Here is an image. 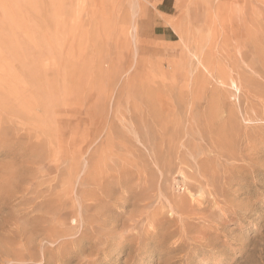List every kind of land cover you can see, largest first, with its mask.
Masks as SVG:
<instances>
[{
	"label": "rangeland",
	"instance_id": "1",
	"mask_svg": "<svg viewBox=\"0 0 264 264\" xmlns=\"http://www.w3.org/2000/svg\"><path fill=\"white\" fill-rule=\"evenodd\" d=\"M0 221V264H264V0H0Z\"/></svg>",
	"mask_w": 264,
	"mask_h": 264
},
{
	"label": "bare ground",
	"instance_id": "2",
	"mask_svg": "<svg viewBox=\"0 0 264 264\" xmlns=\"http://www.w3.org/2000/svg\"><path fill=\"white\" fill-rule=\"evenodd\" d=\"M234 88V87H233ZM235 88H236V86H235ZM192 104V103H191ZM215 115V114H214ZM213 119V118H212ZM205 121V120H204ZM207 121V120H206ZM205 121V122H206ZM204 122V123H205ZM209 122H211V120L209 121ZM201 124H203V123H201ZM206 124V123H205ZM207 125H209V124H207ZM206 125V126H207ZM203 126H204V124H203ZM203 126H201V128L203 127ZM245 126V125H244ZM208 127V128H207ZM207 127H205V131H206V129H209V126H207ZM213 128H214V126H213ZM203 129V128H202ZM210 131V130H209ZM204 132V131H203ZM206 132H208V131H206ZM206 132H204V133H202V135L203 134H206ZM208 135H209V132L207 133ZM206 134V135H207ZM224 134V133H223ZM239 141V140H238ZM199 143V142H198ZM211 143V142H210ZM235 145V144H234ZM237 147V146H236ZM220 148V147H219ZM210 151V150H209ZM211 160H213V159H211ZM243 160V159H242ZM201 173V172H200ZM182 175H183V173H182ZM209 175H210V173H209ZM185 178V177H184ZM213 178V177H212ZM99 179V178H98ZM97 180V179H96ZM100 181H101V178L99 179ZM204 181V180H203ZM97 182V181H96ZM99 183V182H98ZM205 185H206V183H205ZM207 187V186H206ZM158 188V187H157ZM208 189H209V187H208ZM227 190V189H226ZM208 193H211V192H208ZM160 195V194H159ZM192 196V195H191ZM105 198V197H104ZM214 199H216V198H214ZM177 203H179V207H181L182 206V200H180V201H176V200H174L173 199V202H169L168 203V206H169V211H171V212H175L176 211V208H178V206L176 205ZM228 205V204H227ZM139 206V205H138ZM224 207V206H223ZM146 211V210H145ZM142 212V211H141ZM95 214V213H94ZM142 215V214H141ZM138 216H140L139 214H138ZM101 218V217H100ZM4 220V219H3ZM75 220V226H77V224H79V223H83V224H85V221H87L88 219H73V221ZM92 220V219H91ZM91 220H89V221H91ZM95 220V219H94ZM160 220V219H159ZM40 221V220H39ZM110 221H113V219H102V223L101 224H99V225H96V227H93V229L92 230H94L95 231V233H97L98 234V236H103V235H108L109 233H110V230H112L111 228H107V222H110ZM170 221V220H169ZM41 222H42V220H41ZM132 222H134V221H132ZM148 222V221H147ZM202 222V221H201ZM45 223V222H44ZM88 223V222H87ZM104 223V224H103ZM120 223H122V222H120ZM138 223V222H137ZM204 223V222H203ZM207 223V222H206ZM209 223V222H208ZM43 224V223H42ZM130 224V223H129ZM151 224V223H150ZM57 225V224H56ZM122 225V224H121ZM209 225V224H208ZM215 225V224H214ZM127 226V225H126ZM4 227V222L3 221H0V229H2ZM43 227V226H42ZM61 227H63L62 225H61ZM143 228V227H142ZM146 228H147V226H146ZM42 229V228H41ZM58 229V228H57ZM59 229H61V231L62 232H59V234L61 233V234H63V232H64V228H63V230H62V228H59ZM59 229H58V231H59ZM218 229V228H217ZM47 230V229H46ZM2 231H3V229H2ZM41 231V230H40ZM39 231V232H40ZM43 231V230H42ZM41 231V232H42ZM49 231H51V230H49ZM48 231V232H49ZM55 231V230H54ZM54 231H53V233H54ZM102 231H106L105 233H107V234H101V232ZM125 231V230H124ZM218 231V230H217ZM220 231V230H219ZM5 232H6V230H5ZM45 232V231H44ZM52 232V231H51ZM50 232V233H51ZM55 232H57V231H55ZM112 232V231H111ZM117 232V231H116ZM126 232V231H125ZM65 233V232H64ZM180 233V232H179ZM183 233L184 234H187V232L185 231V230H183ZM20 234V233H19ZM56 235H57V233H55ZM118 234V233H117ZM6 235V234H5ZM8 235V234H7ZM21 235V234H20ZM19 235V236H20ZM41 235H43V233H41ZM48 235V234H47ZM51 235V234H50ZM56 235H55V237H56ZM111 235V234H110ZM1 236V235H0ZM10 236V235H9ZM44 236H46V234L44 235ZM44 236H41V237H44ZM54 236V235H53ZM193 236V235H192ZM6 237V236H5ZM8 237V236H7ZM18 237V236H17ZM28 237V236H27ZM39 237V236H38ZM106 237V236H105ZM126 237V236H125ZM124 237V238H125ZM181 237V236H180ZM1 238H2V236H1ZM0 238V239H1ZM24 238H25V235H24ZM57 238V237H56ZM69 238V237H68ZM10 239V238H9ZM8 239V240H9ZM17 239V238H16ZM27 239V238H26ZM29 239H31V238H29ZM33 239L34 238H32L31 239V241L29 240L28 241V243L30 244L31 242H33ZM51 239V240H50ZM49 239V241H47V242H49L50 244H55L54 242H55V240H54V238H52V235H51V238ZM79 239H83V236L82 237H80ZM12 240V239H11ZM42 240H44V239H42ZM46 240V239H45ZM107 240V239H106ZM127 239L125 238L124 239V241H126ZM196 240V239H195ZM19 241V240H18ZM24 241V240H23ZM175 241V240H174ZM5 242V241H4ZM39 242H40V240H39ZM42 242V241H41ZM171 242V241H170ZM20 243V242H19ZM22 243V242H21ZM20 243V244H21ZM28 243H25V241H24V246H21V248H20V251L18 250V253H13V252H11L10 250H8V253H10V255L11 254H13V255H11L10 257H14L13 259L12 258H9V257H7L6 259H5V261H7L8 263L9 262H11V261H15L16 263H18V264H29V262H32V263H37V262H35L37 259H38V257H41L42 258V260L43 261H46L47 262V260L48 259H50V258H52V257H50L51 255H49L50 254V252H51V246L50 247H43L42 245H38L37 247L38 248H35V249H33L32 248V246H31V244L29 245ZM174 243V242H173ZM192 243V242H191ZM13 244V243H12ZM15 244V243H14ZM13 244V245H14ZM16 244H17V242H16ZM19 244V245H20ZM29 246H28V245ZM9 245V244H8ZM59 244L57 243V246H58ZM0 246H2V247H0V250H2L1 248H3V250H7L8 249V246H7V244L5 243H1V241H0ZM10 246V245H9ZM16 246V245H15ZM27 246V247H26ZM42 246V247H41ZM18 247V246H17ZM35 247V246H34ZM212 247H214V246H212ZM16 248V247H15ZM32 249V250H30V249ZM138 248V247H137ZM204 248V247H203ZM208 248V247H207ZM19 249V248H18ZM2 250V251H3ZM2 251H0L1 253H2ZM16 251V250H15ZM41 251V252H40ZM6 252V251H5ZM17 252V251H16ZM4 253V252H3ZM172 255V254H171ZM179 256V255H178Z\"/></svg>",
	"mask_w": 264,
	"mask_h": 264
}]
</instances>
